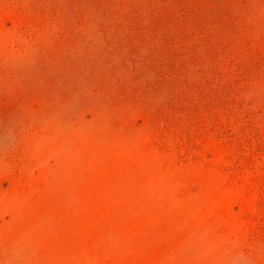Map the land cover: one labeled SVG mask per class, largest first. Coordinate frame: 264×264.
Masks as SVG:
<instances>
[{"label":"rangeland","instance_id":"rangeland-1","mask_svg":"<svg viewBox=\"0 0 264 264\" xmlns=\"http://www.w3.org/2000/svg\"><path fill=\"white\" fill-rule=\"evenodd\" d=\"M0 264H264V0H0Z\"/></svg>","mask_w":264,"mask_h":264}]
</instances>
